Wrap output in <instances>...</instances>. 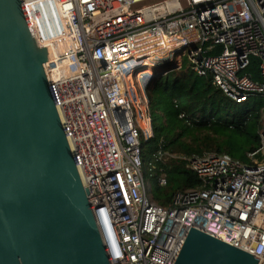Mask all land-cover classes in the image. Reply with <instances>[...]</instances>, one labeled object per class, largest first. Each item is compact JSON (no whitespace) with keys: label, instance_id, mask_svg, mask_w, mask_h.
Segmentation results:
<instances>
[{"label":"built area","instance_id":"built-area-1","mask_svg":"<svg viewBox=\"0 0 264 264\" xmlns=\"http://www.w3.org/2000/svg\"><path fill=\"white\" fill-rule=\"evenodd\" d=\"M145 2L22 0L37 47L48 55V42L67 38L70 44L46 71L109 263L174 264L193 228L264 264V111L259 146L245 159L216 151L186 157L160 143L146 169L120 67L133 61L129 72L140 78L151 75L142 70L148 58L186 51L189 71L209 76L232 101L264 99V0H162L135 8ZM159 35L176 46L162 45ZM252 58L256 80L243 73ZM167 160L184 161L202 184L176 193L163 208L148 177L155 171L158 186H165L166 174L155 163Z\"/></svg>","mask_w":264,"mask_h":264},{"label":"water","instance_id":"water-1","mask_svg":"<svg viewBox=\"0 0 264 264\" xmlns=\"http://www.w3.org/2000/svg\"><path fill=\"white\" fill-rule=\"evenodd\" d=\"M22 0H0V264H110ZM190 228L174 264H258Z\"/></svg>","mask_w":264,"mask_h":264},{"label":"trees","instance_id":"trees-1","mask_svg":"<svg viewBox=\"0 0 264 264\" xmlns=\"http://www.w3.org/2000/svg\"><path fill=\"white\" fill-rule=\"evenodd\" d=\"M243 73L258 79L257 59L252 58ZM143 93L148 105L149 131L144 135L139 130L146 169L160 143L186 157L216 151L241 159L259 146L264 105L255 108L251 102L259 96L252 95L245 102L236 103L213 86L209 76L201 77L188 67L167 62L151 71ZM155 167L163 169L167 179L165 186L156 187L154 197L151 191L155 203L163 208L172 205L176 193L202 184L184 161L156 162Z\"/></svg>","mask_w":264,"mask_h":264},{"label":"rangeland","instance_id":"rangeland-1","mask_svg":"<svg viewBox=\"0 0 264 264\" xmlns=\"http://www.w3.org/2000/svg\"><path fill=\"white\" fill-rule=\"evenodd\" d=\"M160 1L162 0H146L145 3L135 6V8H142L149 4L157 3ZM148 59L144 61L145 63L142 64L145 66V68H143L142 70L154 71L159 65L164 62H167L169 65L179 64L180 66L186 68L189 65V59L186 51H178L176 52V54L172 53L167 56H153ZM132 65H134L133 61L126 62L121 65V68L124 69L123 76L127 85L129 99L133 104L135 122L139 126L143 134L146 135L149 131V123L147 120V113L145 111L146 102L143 100V89L145 88L150 75L145 74L139 78V73L129 72ZM251 102L253 103V106L255 108H259L261 105H264V99L260 97L253 99ZM148 161H151L150 157H148ZM150 163H153V161H151ZM148 180L150 182L152 195L154 197L156 193V187L158 186L155 171L150 173Z\"/></svg>","mask_w":264,"mask_h":264},{"label":"bare ground","instance_id":"bare-ground-1","mask_svg":"<svg viewBox=\"0 0 264 264\" xmlns=\"http://www.w3.org/2000/svg\"><path fill=\"white\" fill-rule=\"evenodd\" d=\"M38 26H40V24H38ZM157 39L160 40L161 41V44L164 45V46H167V47L168 46H171V47L176 46L175 40L174 39H171V38H169L167 36L159 35L157 37ZM46 46L48 47V50H49L48 51V53H49L48 54V59H47L46 64H45L46 69L48 68V65L51 63V60L53 61V59H54L55 61H57L59 59V56L60 55L65 54L70 49V44L68 43L67 38H65L64 40H59V41L56 40L55 42H52V43L51 42H48L46 44ZM126 59H128V58H126ZM63 61L64 60H59L57 62V64H59V63H61ZM130 61L122 62L120 64V67H121V65L123 63L130 62ZM142 66H144V65H142ZM258 264H260V263H258Z\"/></svg>","mask_w":264,"mask_h":264}]
</instances>
